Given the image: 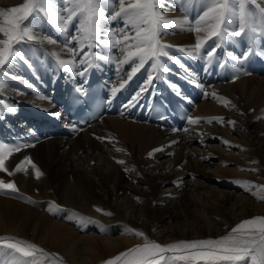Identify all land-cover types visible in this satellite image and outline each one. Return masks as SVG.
I'll list each match as a JSON object with an SVG mask.
<instances>
[{"label":"bare ground","instance_id":"bare-ground-1","mask_svg":"<svg viewBox=\"0 0 264 264\" xmlns=\"http://www.w3.org/2000/svg\"><path fill=\"white\" fill-rule=\"evenodd\" d=\"M24 2L0 0V9ZM217 3L226 4L223 38L213 37L189 56L197 37L207 35L193 30L196 21ZM160 4L157 10L176 21L160 36L176 59H161L167 72L154 71L155 60L147 61L123 88L133 64H119L123 45H113L122 33L134 34L124 15L105 19L107 35L100 39L109 44L85 42L83 52L72 39L80 35L82 15L63 23L74 8L69 0H51L49 15L24 22L37 39L16 44L20 56L0 66V144L20 148L5 160L8 172L0 171V180L18 188L0 189V238H13L0 241V264H105L146 240L164 245L218 239L244 220L264 217V0ZM99 8L112 17L120 3L103 0ZM242 23L241 36H231ZM60 60H72L71 71ZM94 68L105 79L106 110L79 125L65 111L67 84L85 89ZM142 87L147 91L133 100ZM172 90L183 98L184 119L167 111L154 118L155 96L169 98ZM25 157L39 177L26 162L16 171ZM14 240L44 251L24 257L6 247Z\"/></svg>","mask_w":264,"mask_h":264},{"label":"snow or ice","instance_id":"snow-or-ice-1","mask_svg":"<svg viewBox=\"0 0 264 264\" xmlns=\"http://www.w3.org/2000/svg\"><path fill=\"white\" fill-rule=\"evenodd\" d=\"M74 4L73 9H69V15L63 23H70L78 14L82 15V19L78 26L79 36H73V40L80 41L81 51L87 46H91L94 41L100 44H109L108 39H100L101 35H107L103 32V24L105 19H114L124 15L126 25L134 29V34L127 32L121 34V38L115 40L114 45H123L121 51L123 59L119 60V64L132 63L131 71L127 73L128 80L120 83L119 87L123 88L125 84L144 66L149 60H155L153 65L154 71L167 72L169 69L161 63L162 58L175 60L174 56H170L166 50L171 47L161 43V33H167L169 26L176 23L175 20L166 19L157 9L162 7L160 0H132L125 5V0H119L120 10L115 13V16L105 17V13L100 10L99 6L103 0H69ZM51 3V0H25L19 6L11 7L6 10L0 9V16L3 17L4 24L0 25V32H3L6 39L0 40V66L5 65L10 61V58L19 57L20 53L14 50V46L27 38V40H36L37 37L32 34V31L24 23L30 17L44 13L45 16L49 13L45 10L46 6ZM226 4L217 3L213 7H209L204 11L203 15L196 21L195 32L200 33L206 31L207 35L197 37L196 43L192 51L188 52L189 56L198 55L200 50L205 46L206 42L213 37H222L221 25L224 23V9ZM264 11V9H262ZM241 17H243V6L241 7ZM204 25L202 28L201 25ZM245 31L242 23L239 31H234L231 36L239 37ZM255 32V29H253ZM48 43L55 44L56 41L44 37ZM220 45L217 44L216 47ZM184 51L183 48L179 49ZM215 48L207 53L208 57H212ZM69 52L72 49H68ZM138 61V62H137ZM72 60H60V65L66 70L71 71ZM153 76L149 75L146 84L152 82ZM31 88L32 85L26 81H21ZM118 89H113V93ZM147 91L146 87H142L139 92L133 97V100L138 99L142 93ZM192 123L198 122L191 120ZM232 123V122H230ZM160 149H157L159 151ZM20 151L19 147H9L5 144H0V171L8 172L5 167V160L13 153ZM152 155V153H149ZM31 164L35 169L36 176L39 177L42 173L39 168L32 163L31 159L25 157V161L18 164L16 171H20L24 163ZM119 163H124L119 161ZM11 175L12 173H8ZM264 187V186H261ZM0 189L11 190L17 192L18 188L15 182H4L0 180ZM264 199V197H261ZM100 211V209H97ZM143 236L142 232L136 233ZM13 240V238H0V241ZM7 248L14 249L17 253L24 257H32L36 252H43V249L37 245L24 241L14 240L6 244ZM168 252H182L183 255L175 257H166L164 254ZM167 259L183 260V261H204L205 264H238V262L248 261V264H264V217H255L242 221L239 225L231 230V233L224 235L218 239H205L194 241H180L176 243L160 244L155 241H145L142 245H137L120 253L119 256L109 259L105 264H118L123 261V264H162Z\"/></svg>","mask_w":264,"mask_h":264},{"label":"rangeland","instance_id":"rangeland-1","mask_svg":"<svg viewBox=\"0 0 264 264\" xmlns=\"http://www.w3.org/2000/svg\"><path fill=\"white\" fill-rule=\"evenodd\" d=\"M197 94L199 95V93L197 92ZM189 261H191V260H189ZM191 262H198V261H191Z\"/></svg>","mask_w":264,"mask_h":264}]
</instances>
